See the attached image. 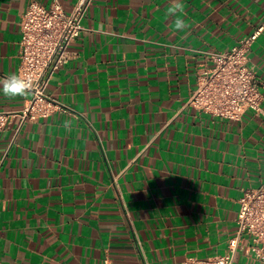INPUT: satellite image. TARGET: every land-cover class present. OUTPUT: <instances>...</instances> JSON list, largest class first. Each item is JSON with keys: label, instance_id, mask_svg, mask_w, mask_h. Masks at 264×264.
Instances as JSON below:
<instances>
[{"label": "crops", "instance_id": "obj_1", "mask_svg": "<svg viewBox=\"0 0 264 264\" xmlns=\"http://www.w3.org/2000/svg\"><path fill=\"white\" fill-rule=\"evenodd\" d=\"M55 1L0 0V79L19 75L26 10ZM57 1L70 12L77 0ZM83 26L48 86L49 117L24 115L32 93L0 91V264L230 253L244 191L264 186V115L232 121L190 99L208 55L260 27L249 65L264 96V0H93ZM233 264H264L250 237Z\"/></svg>", "mask_w": 264, "mask_h": 264}, {"label": "built area", "instance_id": "obj_2", "mask_svg": "<svg viewBox=\"0 0 264 264\" xmlns=\"http://www.w3.org/2000/svg\"><path fill=\"white\" fill-rule=\"evenodd\" d=\"M93 0H77L70 12L59 1L50 8L33 2L20 23L19 75L32 81L29 106L24 115L30 119L49 117L59 105L47 96L48 86L60 67L69 60V48L83 30V22ZM263 27L240 40L228 51L208 55L214 65L201 73L190 104L216 117L239 121L253 111L264 115V96L259 90L255 70L249 65V52ZM10 121V114L0 113V131ZM237 218L238 234L230 242V253L206 261L187 258L183 264H233L243 236L250 237L251 249L264 263V186L244 191ZM105 264H114L107 261Z\"/></svg>", "mask_w": 264, "mask_h": 264}, {"label": "clouds", "instance_id": "obj_3", "mask_svg": "<svg viewBox=\"0 0 264 264\" xmlns=\"http://www.w3.org/2000/svg\"><path fill=\"white\" fill-rule=\"evenodd\" d=\"M182 11V6L180 3H175L172 12ZM175 26L177 29H183L186 27L185 23L181 19L175 21ZM32 81L28 78L23 77L18 74H11L4 79H0V91L7 97H24L32 89Z\"/></svg>", "mask_w": 264, "mask_h": 264}]
</instances>
